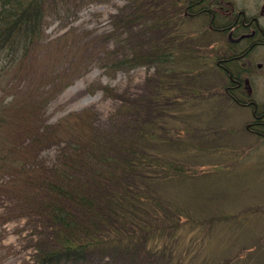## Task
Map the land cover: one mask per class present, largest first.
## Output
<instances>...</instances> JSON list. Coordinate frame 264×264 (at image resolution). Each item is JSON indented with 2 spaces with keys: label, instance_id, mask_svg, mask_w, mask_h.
<instances>
[{
  "label": "rangeland",
  "instance_id": "rangeland-1",
  "mask_svg": "<svg viewBox=\"0 0 264 264\" xmlns=\"http://www.w3.org/2000/svg\"><path fill=\"white\" fill-rule=\"evenodd\" d=\"M164 1L175 0H159ZM230 1L237 8L254 10L264 0ZM169 18L151 11L148 2L141 6L136 0H64L45 15L43 40L29 65L0 83V101L15 97V103L30 90L45 100L41 135L70 133L76 116L83 115L101 138L114 140L109 134L129 127L164 138L160 154L186 169L159 186L172 199L165 203L178 211L170 221L152 207L149 231L133 233L148 240V246L156 242L162 251L156 256L158 264H264V139L246 132L250 109L231 106L217 89L225 79L220 71L211 72L206 57L211 35L200 33L196 41L191 30L196 26L189 22V29L181 27L188 34L184 46L158 47L156 52L154 26ZM162 52L168 53L165 61L157 62ZM123 55L132 66L106 67L104 59L119 64ZM252 55V62L263 63L260 54ZM149 96L159 100L157 118L152 122L147 115L144 123H136L132 104ZM169 99L171 103L164 104ZM23 140L25 146L30 138ZM86 142L58 136L32 151L26 164L45 172L76 145L91 154ZM28 152L19 150L15 157ZM10 179L0 173V264H34L36 241H45L44 223L25 213L26 207L17 202V188L8 192L2 187ZM175 218L182 226H172ZM148 254L155 256L142 251L140 257Z\"/></svg>",
  "mask_w": 264,
  "mask_h": 264
},
{
  "label": "trees",
  "instance_id": "trees-1",
  "mask_svg": "<svg viewBox=\"0 0 264 264\" xmlns=\"http://www.w3.org/2000/svg\"><path fill=\"white\" fill-rule=\"evenodd\" d=\"M63 2L0 0V83L9 74L11 78L18 76L29 65L34 49L37 50V45L43 40L45 15ZM146 2L151 11L170 17L154 26L158 32L153 39L157 45L156 52L158 47L184 46L188 34L181 27H188L181 26L179 22L181 13L176 0L164 1L165 4L159 0H136V4L141 6ZM167 54L160 53L157 62H164ZM149 55L153 58L155 52ZM123 57L119 64H112L111 58L104 59L106 67L110 65L111 69L117 70L132 66L129 56ZM66 77L67 80L74 78ZM108 89L104 88L105 93ZM13 99L5 103L0 101V173L11 176L6 181L7 187H2L8 192L17 188L21 199L17 198V202L26 207L25 213L44 223L45 241H36L33 263L158 264L156 256L162 251L156 242L153 240V245L148 246V240L144 242L133 233L149 231L151 221L148 215L152 207L158 208L156 212L159 211L160 217L170 221L174 218L173 212L178 211L172 204L165 203L172 199L165 197V188L163 192L159 187L173 181L184 170L160 154L164 138L156 133L136 132L131 127L128 131L115 130L109 134L115 136L114 140L106 136L101 138L102 134L93 130L91 122L87 117L82 118L83 115L76 116L75 128L70 133L41 135L39 117L46 101L36 98L31 90L20 95L15 103ZM167 101L162 102L168 104L172 99ZM156 102L159 100L149 96L132 104L137 112L136 123L141 124L147 115L151 116L152 122L157 118L160 107ZM58 136L74 143L86 139L92 153L85 147V151L80 152L76 145L64 151V159L54 168L50 167L45 172L38 168L32 170L26 164L31 152ZM26 137L30 141L23 146ZM107 141L112 143L108 145ZM164 147L167 148L165 144ZM19 150L29 152L15 157ZM171 206L172 211L169 210ZM165 219H162L164 224ZM173 223L172 226H182L176 218ZM142 251L155 256L140 257Z\"/></svg>",
  "mask_w": 264,
  "mask_h": 264
},
{
  "label": "flooded vegetation",
  "instance_id": "flooded-vegetation-1",
  "mask_svg": "<svg viewBox=\"0 0 264 264\" xmlns=\"http://www.w3.org/2000/svg\"><path fill=\"white\" fill-rule=\"evenodd\" d=\"M176 4L179 22L196 26L191 29L194 39L200 33L213 37L206 57L211 72L220 71L225 79L217 89L231 106L250 109L246 132L264 139V1L254 10L237 8L230 0H176ZM253 53L260 54L263 63L252 62Z\"/></svg>",
  "mask_w": 264,
  "mask_h": 264
}]
</instances>
